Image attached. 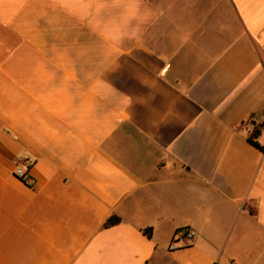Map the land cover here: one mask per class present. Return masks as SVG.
Instances as JSON below:
<instances>
[{
  "label": "crops",
  "instance_id": "0c3cea01",
  "mask_svg": "<svg viewBox=\"0 0 264 264\" xmlns=\"http://www.w3.org/2000/svg\"><path fill=\"white\" fill-rule=\"evenodd\" d=\"M260 114L264 0H0V264H264Z\"/></svg>",
  "mask_w": 264,
  "mask_h": 264
},
{
  "label": "built area",
  "instance_id": "2783aa9c",
  "mask_svg": "<svg viewBox=\"0 0 264 264\" xmlns=\"http://www.w3.org/2000/svg\"><path fill=\"white\" fill-rule=\"evenodd\" d=\"M251 126L252 129L262 128L264 127V114H260L257 116H253L251 118ZM30 163L27 159H23L21 162H17L13 174L16 178L22 180L23 182L31 185L33 184V179L31 178L30 174ZM196 235L194 229L190 227H183L176 230L173 234V241H183L184 245L190 243ZM228 264H235L233 260H230Z\"/></svg>",
  "mask_w": 264,
  "mask_h": 264
},
{
  "label": "trees",
  "instance_id": "16d2710c",
  "mask_svg": "<svg viewBox=\"0 0 264 264\" xmlns=\"http://www.w3.org/2000/svg\"><path fill=\"white\" fill-rule=\"evenodd\" d=\"M118 222H119V217H116V216L112 215V216H110L109 218L106 219V221L104 223V226L105 227H109V226L114 225V224H116ZM149 230H150V228H147V229L144 230L147 235H150Z\"/></svg>",
  "mask_w": 264,
  "mask_h": 264
}]
</instances>
